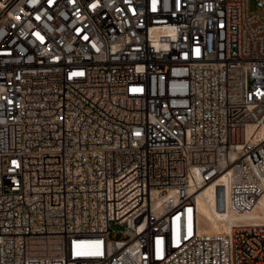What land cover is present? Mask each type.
Listing matches in <instances>:
<instances>
[{
    "label": "built area",
    "instance_id": "1",
    "mask_svg": "<svg viewBox=\"0 0 264 264\" xmlns=\"http://www.w3.org/2000/svg\"><path fill=\"white\" fill-rule=\"evenodd\" d=\"M0 264H264V0H0Z\"/></svg>",
    "mask_w": 264,
    "mask_h": 264
},
{
    "label": "bare ground",
    "instance_id": "2",
    "mask_svg": "<svg viewBox=\"0 0 264 264\" xmlns=\"http://www.w3.org/2000/svg\"><path fill=\"white\" fill-rule=\"evenodd\" d=\"M221 186V183L211 185L197 195L201 232H226L233 224L248 218L247 215H235L225 210ZM258 214L259 210L257 209L253 215Z\"/></svg>",
    "mask_w": 264,
    "mask_h": 264
},
{
    "label": "rangeland",
    "instance_id": "3",
    "mask_svg": "<svg viewBox=\"0 0 264 264\" xmlns=\"http://www.w3.org/2000/svg\"><path fill=\"white\" fill-rule=\"evenodd\" d=\"M251 8H252L253 11L256 10V5H255V3L253 1H252V4H251ZM114 229L115 230H120L121 227L120 226H114Z\"/></svg>",
    "mask_w": 264,
    "mask_h": 264
}]
</instances>
